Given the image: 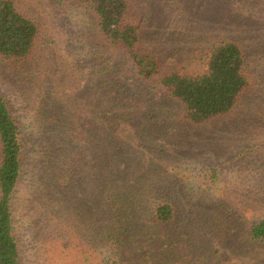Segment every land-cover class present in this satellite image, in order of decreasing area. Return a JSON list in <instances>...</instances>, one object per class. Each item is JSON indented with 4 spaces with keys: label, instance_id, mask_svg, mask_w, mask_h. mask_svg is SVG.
<instances>
[{
    "label": "rangeland",
    "instance_id": "rangeland-1",
    "mask_svg": "<svg viewBox=\"0 0 264 264\" xmlns=\"http://www.w3.org/2000/svg\"><path fill=\"white\" fill-rule=\"evenodd\" d=\"M135 1L147 27L141 50L157 56L164 72L196 71L198 54L217 41H234L245 54L249 87L228 115L194 125L181 120V106L160 87L142 83L137 98L150 94L161 119L147 125L137 118L134 141L132 132L120 129L119 135L128 140L122 142L127 147L123 162L132 158L139 163H129L132 180L122 183L132 188L142 178L140 184L155 188L156 199L165 196L177 207L175 221L165 228L170 240L163 251L156 238L138 253L123 246L102 249L90 234L101 218L91 213L102 211L101 201L111 195H103V184L111 182L81 185L73 177L45 175V166L35 169L30 163L14 205L23 264H264V240L250 237L251 228L264 218V0ZM19 8L37 23L40 37L27 62L0 58V94L22 122L33 161L45 146L37 132V110L44 98L38 99L40 95L66 114L73 108V89L91 88L94 80L130 85L129 80L141 78L131 75V65L120 52H106L97 45L95 21L85 7L70 0H21ZM102 55L106 58L94 69V60ZM104 60L109 65H102ZM170 111L179 119L170 121L164 114ZM119 184L114 182L112 188L122 192L124 185ZM94 188L100 201L88 195ZM83 194L88 195L86 207L94 209L85 217L80 216L85 210ZM146 201L139 208L145 216L152 206ZM148 234L145 238L150 240Z\"/></svg>",
    "mask_w": 264,
    "mask_h": 264
},
{
    "label": "trees",
    "instance_id": "trees-1",
    "mask_svg": "<svg viewBox=\"0 0 264 264\" xmlns=\"http://www.w3.org/2000/svg\"><path fill=\"white\" fill-rule=\"evenodd\" d=\"M70 1L91 13L99 34L97 45L106 52H120L131 65V75L141 80L135 83L129 80L130 85L123 80H118V85L114 80H94L96 82L91 88L87 85L77 91L73 89V108H69L70 112L66 114L56 109L48 99L43 102L46 95H40L38 99L43 95L44 98H41L37 110L38 123L41 124L37 132L40 145L44 146L45 141V146L37 152L33 161L28 158L30 140L26 137L22 122L15 115L11 103L0 94V264H23L14 205L22 176L30 163L35 169L45 166V169H41L45 175L57 174L66 179L73 177V182L81 185L93 180L111 182L103 184V195H111L101 201L102 211L91 213L101 218L97 221L96 232L90 229V234L97 238L102 249L109 245L115 246V249L123 246L124 250L137 252L138 248L151 247L150 242L154 243L156 238L158 250L163 251L170 240L169 235L165 236V228L175 221L177 207L165 196L156 199L155 188L140 184L144 181L142 178L132 188L127 182L122 183L132 180L128 166L136 161L131 158L123 162L127 147L122 142L128 140L119 135L120 129L125 133L132 132L133 135H130L134 141L137 139L134 137L137 118L139 123L147 125L161 119L150 94H141V99L137 98L142 83H154L160 87L162 93L181 106V120L194 125L208 124L228 115L250 84L244 51L234 41H217L198 54L195 59L196 71L174 69L164 72L157 56L141 50L147 27L140 13L139 1ZM20 2L0 0V58L15 64L27 62L33 57L40 37L37 23L20 10ZM101 47L98 48L102 50ZM105 56L94 60V69L99 67ZM107 64L108 60L102 63ZM107 69L109 66L104 71ZM136 85H139L137 91L134 88ZM164 114L170 121L179 119L174 111ZM128 144L134 146L133 142ZM114 182H119V187L124 185V192L114 190ZM147 182L158 183L153 179ZM99 188L102 190L101 185ZM145 190L148 193L142 197ZM95 191L94 188V192L88 195L100 201V194ZM88 195H82L81 205L85 209H81L82 217L94 210L86 207ZM146 200L152 205L147 216L139 210ZM88 205L91 206V203ZM160 228L163 229L162 233L157 231ZM147 233L152 235L150 240L145 238ZM250 237L253 241L264 240V218L251 228ZM147 241L150 242L146 244ZM141 243L145 245L141 247ZM91 246L97 248L96 245Z\"/></svg>",
    "mask_w": 264,
    "mask_h": 264
}]
</instances>
